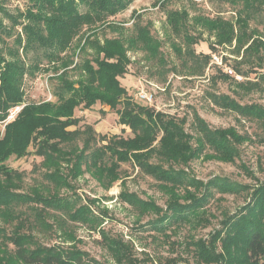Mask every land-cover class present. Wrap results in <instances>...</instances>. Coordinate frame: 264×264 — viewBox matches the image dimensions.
<instances>
[{
	"label": "trees",
	"instance_id": "16d2710c",
	"mask_svg": "<svg viewBox=\"0 0 264 264\" xmlns=\"http://www.w3.org/2000/svg\"><path fill=\"white\" fill-rule=\"evenodd\" d=\"M136 0H28L24 12L15 16L0 5V264H100L87 252L61 245H44L34 231L51 228L46 220L51 217L58 225L64 240L70 239L67 225H100L88 205L80 198L63 195V190H74L71 181L84 174L93 175L101 186L111 187L120 180L124 163L135 167L158 182L168 196L167 209L149 225H173L172 222H190L209 203L212 188L221 194H236L248 188L224 178H213L205 185L194 180L183 169L198 158L235 163L240 155L239 145L252 142L248 135L240 134L236 127L211 128L194 112V134L185 129L186 118L179 119L151 108L148 103L135 100L121 84L120 77L128 74L131 49L143 50L150 59L158 60L165 68L167 62L160 48L162 43L151 34V25L136 24L134 31L115 38H101L100 31L122 28L112 18L130 9ZM240 6L234 19L214 18L198 14L191 17L187 9L167 13V24L177 43L171 46L187 69V77H203L211 64V56L219 48L232 49V55L243 66L264 61V36L250 22L264 15V0H232ZM11 23L6 25L5 20ZM19 19V20H18ZM21 26V33H16ZM201 29L199 35L193 28ZM85 31V33H83ZM207 33L213 39L210 54L197 53L195 46ZM82 35V36H81ZM15 36L14 47L6 49L4 37ZM24 40V41H23ZM77 42L73 51L74 43ZM78 49V50H77ZM35 54L32 66L22 59ZM11 60H8V58ZM77 59V61H76ZM47 65L58 80L54 93L57 102L25 103L22 87L27 76L35 77ZM78 72L79 79H71L69 70ZM213 79L229 81L220 69ZM237 72L241 73L239 67ZM176 72L164 69L162 74ZM257 71H249L252 74ZM252 79V78H251ZM260 79L264 81V74ZM245 91L261 89L259 81L237 83ZM212 103L223 111L255 120L263 129L260 142L264 143V107L259 104H241L228 94H210ZM107 105L119 116V124L129 128L132 137L114 135L97 139L94 127L79 128L80 118L75 110L82 107ZM122 105L119 109L117 106ZM23 107L15 120L7 123L11 111ZM104 113V112H102ZM71 127H78L70 130ZM83 138V147L74 145ZM101 146H95L100 141ZM35 144L36 155L43 158L44 178L50 186L34 188L32 193L22 190L24 174L7 166L15 157L23 158ZM194 187L195 190H190ZM184 190V193L180 192ZM213 189V190H215ZM122 199L143 212L150 208L160 212L149 201L134 194H122ZM184 200V201H181ZM180 200V201H179ZM80 204V205H79ZM31 207L34 223L27 224L23 207ZM26 220V221H25ZM201 220V218H200ZM5 225L12 229L7 230ZM222 225L228 229L222 236L218 231L210 243L197 242L196 258L206 264H264V184L251 194L250 202ZM107 240V239H106ZM221 240V252H215ZM10 245L14 249H10ZM109 249L120 250L117 242Z\"/></svg>",
	"mask_w": 264,
	"mask_h": 264
},
{
	"label": "rangeland",
	"instance_id": "374dc122",
	"mask_svg": "<svg viewBox=\"0 0 264 264\" xmlns=\"http://www.w3.org/2000/svg\"><path fill=\"white\" fill-rule=\"evenodd\" d=\"M0 5L16 16L19 11L26 10L28 0H0ZM239 8L240 6L233 4L232 0H136L129 10L112 18L122 29L118 32L104 29L100 31V37L115 38L120 34L128 36L134 31L136 24L151 25L152 36L162 43L160 51L167 62L165 68L158 60L148 58L143 50L131 49L128 54L131 64L128 67V74L120 77L121 84L132 97H135L139 90L153 93L154 101L149 104L151 108L179 119L186 118L185 129L190 133L194 134L193 115L197 112L211 128L236 127L240 134L248 135L252 142L246 141L239 145L240 155L235 163L198 158L187 166L176 167L185 170L190 178L200 180L205 185L211 179L220 177L248 188L236 194H221L212 188V197L204 209L200 210L199 215L196 214L197 218L191 219L190 222H172L175 223L173 225H168V222L165 225H149L148 223L161 216L168 206L169 196L158 187L156 180L142 173L133 163L121 165V179L116 180L117 182L109 188L101 186L97 178L86 173L71 181L74 190H63L61 193L72 195L76 199L79 197L80 204L88 205L91 213L99 217L102 224L67 225V230L72 232L70 239L64 240L59 226L55 225L51 217H47L46 220L51 224V228L44 227L34 231L41 244L79 249L97 259L100 264H206L196 258V250L199 251L197 242L202 239L210 243L213 235L218 231H222L224 236L228 230L226 225H222L224 219L247 205L254 190L264 184V143L259 139L263 136L260 123L217 108L212 103L210 94H228L243 105L253 103L264 107V81L260 79L264 74V61L261 65H257V61L254 60V63L239 66V59L232 55V49L219 48L218 52H215L224 54L234 69L238 71L237 67H239L245 77V73L257 71L249 74L247 81L252 79L259 81L261 89L251 92L241 90L232 79L215 81L213 79V75H216L215 70L211 69L213 66L210 65L205 76L187 77L188 72L183 61L176 56L171 46L175 38L167 24V13L187 9L191 17L201 14L210 18L220 16L232 20ZM5 23L9 26L11 22L7 19ZM250 25L251 28L259 29L264 36V15L251 21ZM21 28V26L17 27L16 33H21ZM192 32L199 35L201 29L193 28ZM14 40L15 36L4 37L6 49L14 47ZM203 40L205 42L196 45L195 50L197 53L210 54L212 51L209 45L213 39L210 40L205 33ZM175 41L180 43V40ZM0 45H3L2 42ZM76 45L77 42L74 43L70 53ZM21 57L27 66L33 65L34 53L25 55L21 52ZM8 60L11 58L9 57ZM41 67L42 70L37 72L35 77L27 76L24 80L22 89L25 92L26 104L57 102L54 93L58 87V80L52 71L45 70L48 68L47 65L42 64ZM172 68L180 74L176 72L162 74L164 69ZM69 73L74 81L80 78L77 71L71 69ZM121 106L117 107L120 109ZM16 109L11 111L7 123L15 120L18 115ZM15 110L17 114L13 115ZM75 117L81 119L78 127L82 130L87 125H92L97 139L104 135L107 137L118 135L125 138L133 136L129 128L119 124L116 111L111 110L107 105L97 104L90 110L80 107L75 110ZM78 127H71L70 130ZM83 138L85 136L79 138L74 145L82 148ZM103 144L105 142L100 140L95 146ZM35 151L36 146L33 144L27 156L20 159L12 157L6 163L9 168L24 174L21 191L26 193H32L34 188L50 186L44 178L45 170L41 166L43 158L37 156ZM190 190L194 191L195 188L191 187ZM180 192L184 193V190L180 189ZM122 194H134L143 201H149L161 211L157 212L150 208L143 212L141 208L126 203L122 199ZM22 209L26 212V225L35 224L31 207L24 206ZM5 226L8 231L12 229L10 225ZM220 241L216 242L217 253L221 252ZM107 242L109 246L117 242L120 250H114L113 253ZM10 249L14 247L10 245Z\"/></svg>",
	"mask_w": 264,
	"mask_h": 264
},
{
	"label": "built area",
	"instance_id": "2783aa9c",
	"mask_svg": "<svg viewBox=\"0 0 264 264\" xmlns=\"http://www.w3.org/2000/svg\"><path fill=\"white\" fill-rule=\"evenodd\" d=\"M227 57L224 54H216L213 53L211 56V64L210 67H216L218 69H220L226 76H228L229 78H231L235 83H244L248 80V78H246L243 74L238 73L234 67L230 64V62L228 61V59H226ZM135 100H139L148 104H151L154 101V95L153 93L144 91V90H139L136 94H135ZM18 113L20 112V108L18 107ZM16 109V110H17ZM13 111L14 114H17V111Z\"/></svg>",
	"mask_w": 264,
	"mask_h": 264
},
{
	"label": "crops",
	"instance_id": "0c3cea01",
	"mask_svg": "<svg viewBox=\"0 0 264 264\" xmlns=\"http://www.w3.org/2000/svg\"><path fill=\"white\" fill-rule=\"evenodd\" d=\"M118 115V114H117ZM118 119H119V116H118ZM122 126V125H121ZM122 127H124V126H122Z\"/></svg>",
	"mask_w": 264,
	"mask_h": 264
}]
</instances>
